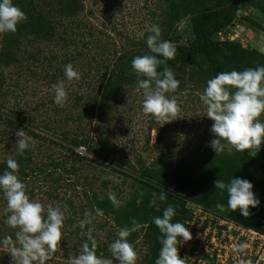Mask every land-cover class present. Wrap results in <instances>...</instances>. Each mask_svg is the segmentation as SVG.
<instances>
[{
    "label": "rangeland",
    "instance_id": "374dc122",
    "mask_svg": "<svg viewBox=\"0 0 264 264\" xmlns=\"http://www.w3.org/2000/svg\"><path fill=\"white\" fill-rule=\"evenodd\" d=\"M31 1L54 24V35L42 40L22 31L10 53V64L0 62V164L20 153L15 149L16 132L24 128L33 140L25 151L34 170L21 179L26 194L45 206L59 205L65 215L61 243L46 264H69L87 241L89 229L101 246L99 256L112 258L108 245L123 226L117 213L99 210L97 197L110 201L111 192L121 202L119 208H131L139 193L135 178L143 181L145 169L157 172L195 166L208 152L216 154L210 147L213 121L201 100L207 83L195 77L191 68H176L179 87L167 95L177 97L180 111L175 120L164 124L143 114L138 79L121 81L118 76L122 65L151 53L146 42L149 27L158 25L160 39L166 40L167 8L162 0H76L70 16L60 10L63 0ZM237 21L218 40L230 37L264 54V32L250 23L264 27V15L245 5ZM192 35L190 20L185 18L169 42L174 46L186 43ZM6 45L0 34V51L8 54ZM68 64L79 72V79L67 80ZM61 80L68 93L63 106L55 103L53 90ZM260 120L264 122V115ZM77 136L86 141L84 146L73 145ZM222 143L227 153L235 154L234 148ZM69 149H75L81 159L70 158ZM6 207L0 190V240L14 238L16 231L5 223ZM98 210L103 214L98 215ZM86 211L91 213V223L81 228ZM140 225L128 240L138 254L136 264H150V245L145 226ZM0 264H11L10 255L2 250Z\"/></svg>",
    "mask_w": 264,
    "mask_h": 264
},
{
    "label": "clouds",
    "instance_id": "9594fccd",
    "mask_svg": "<svg viewBox=\"0 0 264 264\" xmlns=\"http://www.w3.org/2000/svg\"><path fill=\"white\" fill-rule=\"evenodd\" d=\"M237 11L239 13V9ZM26 20V13L13 0H0V34L15 32L18 25ZM147 31L150 33L147 46L153 54L136 56L131 66L138 78L137 88L142 90L143 114L151 115L156 121H164L166 124L175 120L180 111L177 97L167 95L175 92L180 83L165 63L175 57L176 48L171 42L160 39L161 29L158 25H152ZM161 65L163 69L158 71ZM64 74L68 81L80 78L72 64L65 66ZM53 90L55 103L63 106L68 99L65 81H59ZM201 100L206 106V116L213 121L210 131L214 138L210 141V147L216 154L225 150V143H222L225 141L236 151L248 150L255 157L264 144V122L260 120L264 115V66L217 74L207 81ZM23 129L16 132L18 139L15 149L20 153L29 149L33 143L32 137ZM6 163L8 170L0 174V190L6 198V211L9 213L5 223L16 231L14 238L6 236L0 240V250L10 255L11 264H46L61 243L64 211L59 205L45 206L38 200L30 199L25 184L18 178L17 161L9 158ZM214 186L221 192L226 190L228 207L232 211L239 210L244 217L249 216L250 207H257L260 203L253 192V184L246 179L233 178L228 183L217 179ZM152 196L150 204L157 207V210V199L163 202L168 198L165 191L158 197L155 192ZM108 198L115 207H120L121 202L114 194L110 192ZM141 202L140 199L136 201L137 204ZM217 207L223 210L224 205L218 204ZM97 214L103 213L98 210ZM84 215L86 219L80 222L81 228L91 223V213L86 211ZM174 216L175 209L169 205L162 217H154V224L162 234V247L156 264H186V258L179 255L178 245L181 239L183 242L190 241L192 234L185 224L173 223ZM140 227L132 219L131 227L118 230V238L108 245L112 258L97 255V241L89 229L87 241L82 244L78 255L70 257L69 264H114V261L119 264H136L138 254L128 238Z\"/></svg>",
    "mask_w": 264,
    "mask_h": 264
},
{
    "label": "trees",
    "instance_id": "16d2710c",
    "mask_svg": "<svg viewBox=\"0 0 264 264\" xmlns=\"http://www.w3.org/2000/svg\"><path fill=\"white\" fill-rule=\"evenodd\" d=\"M167 8L165 16L167 41H171L176 25L185 18H189L192 37L186 43L175 45L176 55L173 59L165 61L166 65L174 70L179 67L191 68L195 77L204 82L217 74L225 71H243L247 68L264 66V54L256 49L244 48L240 43L232 41L229 37L218 40V37L235 22L240 11L245 5H249L264 15V0H162ZM27 15V20L20 23L13 33H4L7 42L8 54L0 51V62L9 65L16 40L22 31L34 35L42 40H50L54 35V24L42 13L36 11L31 0H13ZM76 0H63L60 10L63 15L70 16L76 10ZM239 9V13L238 10ZM245 18V17H244ZM253 27L264 32V27L256 22L250 21ZM153 54V53H150ZM163 59L162 57H158ZM131 62L122 65L118 76L121 81L128 78H137L132 69ZM163 65L158 68L162 71ZM114 75V73H112ZM234 91V90H233ZM13 121V120H11ZM75 147L84 146L86 141L80 136L72 140ZM70 158L79 161L81 157L75 149H69ZM237 152V153H236ZM19 165L18 178L24 179L34 172L32 158L28 151L19 153L15 158ZM7 169V163L0 164V174ZM137 197L133 198L131 208H115L108 199L96 200V206L102 212L117 213V221L123 227H131L132 219L145 226V240L150 245V264H156L159 251L161 232L154 224V217H162L163 211L169 206L175 209L172 222L182 223L185 219L187 201H192L206 208L221 212L234 221L264 234V147L256 152L253 157L248 150L235 151V154L227 153V149L219 155L208 152L199 164L181 165L172 170H161L153 172L145 169L142 172ZM233 178H241L253 184V192L260 201L257 207H250L249 216L244 217L239 210L232 211L228 205V194L221 192L214 186V181L220 179L225 183ZM146 179V180H145ZM165 191L166 201L157 199V207H153L150 201L155 192L157 197ZM141 193L143 195L141 196ZM137 199L142 202L137 204ZM100 200V201H99ZM67 204H71L69 201ZM224 205L223 210L217 207ZM101 253V246L97 243V255Z\"/></svg>",
    "mask_w": 264,
    "mask_h": 264
},
{
    "label": "built area",
    "instance_id": "2783aa9c",
    "mask_svg": "<svg viewBox=\"0 0 264 264\" xmlns=\"http://www.w3.org/2000/svg\"><path fill=\"white\" fill-rule=\"evenodd\" d=\"M187 210L182 223L192 239L178 245L186 264H264L263 233L192 201Z\"/></svg>",
    "mask_w": 264,
    "mask_h": 264
}]
</instances>
